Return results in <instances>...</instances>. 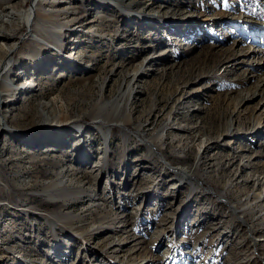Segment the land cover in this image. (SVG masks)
Masks as SVG:
<instances>
[{"label": "rangeland", "instance_id": "374dc122", "mask_svg": "<svg viewBox=\"0 0 264 264\" xmlns=\"http://www.w3.org/2000/svg\"><path fill=\"white\" fill-rule=\"evenodd\" d=\"M30 9L0 0V264H264V0Z\"/></svg>", "mask_w": 264, "mask_h": 264}, {"label": "bare ground", "instance_id": "6f19581e", "mask_svg": "<svg viewBox=\"0 0 264 264\" xmlns=\"http://www.w3.org/2000/svg\"><path fill=\"white\" fill-rule=\"evenodd\" d=\"M43 1L44 0H29V4H30V8L31 9L29 10L28 14L26 15V18H25L26 20H27V18H31L32 15H34V17L37 16V15H39V13L37 12V10H38V7L41 6V4L43 3ZM64 13L65 14H70V13L72 14V13H74V11L63 12V14ZM6 66H7L6 62L3 63L2 61H0V98L2 97V95L6 94V92L11 91V88L8 85L7 86L9 88H6V89H3L2 88L3 87V83H5V80H6V77H7V72H8V69H9V68H6ZM118 105L119 104H116L113 107L116 108ZM97 114H101L102 115L103 113L102 112H98ZM3 116L4 115H2V113L0 112V118H3L4 119ZM102 121L105 124H108V123L110 124L111 123L110 121H114L113 123H117V122L123 123L122 120L121 121H115V117L106 118L105 120H102ZM101 124H103V123H101ZM157 137L150 136V138L147 137V139L150 140L149 143H151L153 145H156L154 143V141L157 139ZM177 172L180 173V174H182V175L184 174L185 176L186 175H191V174L193 175V173L190 172V170H188V168H181V170H177ZM177 175H178L179 178H181V176L179 174H177ZM234 209L236 210L235 206H234ZM249 228H250V225H249Z\"/></svg>", "mask_w": 264, "mask_h": 264}]
</instances>
